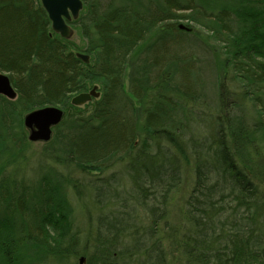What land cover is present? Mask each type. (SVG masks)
<instances>
[{"label":"trees","instance_id":"obj_1","mask_svg":"<svg viewBox=\"0 0 264 264\" xmlns=\"http://www.w3.org/2000/svg\"><path fill=\"white\" fill-rule=\"evenodd\" d=\"M92 2L86 64L40 0H0V264H264V0ZM47 106L66 116L35 157L23 118ZM117 167L126 189L64 173Z\"/></svg>","mask_w":264,"mask_h":264},{"label":"water","instance_id":"obj_2","mask_svg":"<svg viewBox=\"0 0 264 264\" xmlns=\"http://www.w3.org/2000/svg\"><path fill=\"white\" fill-rule=\"evenodd\" d=\"M43 8L48 14L55 34L66 40L72 39L74 31L69 24L72 18H76L83 9L82 0H40ZM181 28L185 26L180 25ZM85 63H88L89 56L78 55ZM0 95L10 100H16L17 93L13 88L10 78L0 72ZM101 95L98 87H94L90 92H84L75 96L71 103L81 107ZM65 110L56 106H47L34 110L24 116V127L28 132V140L31 143H49L54 137V129L64 120ZM79 264H85V258H81Z\"/></svg>","mask_w":264,"mask_h":264},{"label":"rangeland","instance_id":"obj_3","mask_svg":"<svg viewBox=\"0 0 264 264\" xmlns=\"http://www.w3.org/2000/svg\"><path fill=\"white\" fill-rule=\"evenodd\" d=\"M179 22H180V24L182 26L187 25L186 22H184V21H179ZM190 25H192V24H190ZM192 26H194V25H192ZM75 27H76V25H75ZM75 27H72V29L74 31V35H73L72 39L69 40L70 41V44H69V48L70 49H69V51H74V52H79V53H83V54L89 55L90 60H92V57L93 56L91 54H88V52H87L86 41L82 37L81 32L79 30L75 29ZM199 44H200V42H199ZM202 49H204V52H205V57H204L205 58V61L207 63L212 62V55L210 53V50H209L208 46L205 45V47H203ZM207 72H208V74L210 72L209 64H206V68H205V77H206V79H207V77H210L207 74ZM129 79H130V71H128V73H127V79H126V82H125V88H126L127 91H128ZM94 87H98V89H100V86H99L98 83L91 82V81L90 82H87V88L82 93H84V92H90ZM79 94H76L75 96H77ZM75 96H73V97H75ZM95 101L96 100H93V102H91V104L94 103ZM90 106L84 105V106H82L80 108L81 109H84V110H88V109L91 108ZM43 145H44L43 143H32V146H33L32 147V151H33V154L35 155V157H38V156L41 155ZM123 172H124V169H122V168H118L116 170V172H115V174H116V176L118 178L117 179L118 182L115 185L114 184L113 185L115 186L114 188H117L119 190L120 189H126V186H127V178L123 175ZM64 173H65V175H69V176L73 177V179H77L79 181V183L80 182L82 183L81 186L84 185L85 188H88L89 187V185H88L89 182H92L94 184H97V183L101 184L103 182L101 180L108 179L109 174H110V173H108L105 176L104 175L103 176H99L100 175L99 174L97 176L95 172H92V174L84 173L85 175H84V177H82L81 174L83 172L82 173L80 171L77 172L74 169L66 170ZM27 175L29 177H33L32 175H29V174H27ZM69 193H71L74 197H76V195H74L73 191H69ZM79 193L81 194L82 192L80 191ZM85 195H86L85 193H82L80 195V198L81 199H85L84 198ZM74 197H72L73 202H76ZM78 220H79L77 222L78 224H81V222L83 220L85 221V219H83L82 217L81 218H78Z\"/></svg>","mask_w":264,"mask_h":264},{"label":"bare ground","instance_id":"obj_4","mask_svg":"<svg viewBox=\"0 0 264 264\" xmlns=\"http://www.w3.org/2000/svg\"><path fill=\"white\" fill-rule=\"evenodd\" d=\"M100 1L101 0H93V2H92V6H93V8H97V6L99 5V3H100ZM42 5V4H41ZM85 9H86V5H83V9L78 13V15H77V17L76 18H72L70 21H69V24L71 25V27H75V25H76V27H75V29H77V30H79L80 32H81V26H80V23H81V21L79 20L80 19V17L82 16V13H83V11H85ZM51 30H52V32L53 33H55L54 31H53V28H52V24H51ZM60 36V35H59ZM61 37V36H60ZM62 39H64L63 37H61ZM66 40V39H65ZM74 52V51H73ZM74 54L76 55V57L78 58V59H80L79 57H78V55H86V54H83V53H79V52H74ZM87 56H89V55H87ZM82 62H84L82 59H80ZM90 57H89V61H88V63H90ZM85 63V62H84ZM88 63H86V64H88ZM128 73V72H127ZM126 79H127V77H126ZM155 91H158L159 89H160V87H154L153 88ZM134 122V121H133ZM128 123H131V120H129L128 121ZM136 123V122H135ZM133 129H132V133H133V135H132V143L134 144V147H138L139 148V146H140V144H141V138L138 136V133H141L142 132V128H141V126H140V128H138V125L137 124H134L133 125V127H132ZM118 168H120V167H117V168H114V169H112L111 170V172H109L110 174H109V177H108V179L107 180H105L106 182H108V183H112L111 181H113L115 178L114 177H117L116 176V174H115V172H116V170L118 169ZM108 174V173H107ZM106 174V175H107ZM114 174H115V176H114ZM110 181V182H109ZM189 182H191V178L189 179ZM96 195H94V194H92V195H90V199L91 198H94ZM109 213V211L107 210V209H103L101 212H100V214H103V215H107ZM82 258V257H81ZM80 258V259H81ZM80 259H79V261H80Z\"/></svg>","mask_w":264,"mask_h":264}]
</instances>
